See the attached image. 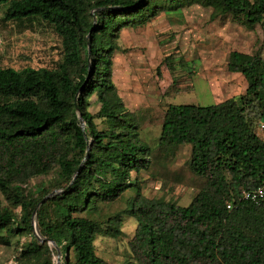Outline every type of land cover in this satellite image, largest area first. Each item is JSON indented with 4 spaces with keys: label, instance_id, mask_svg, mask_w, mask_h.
<instances>
[{
    "label": "trees",
    "instance_id": "16d2710c",
    "mask_svg": "<svg viewBox=\"0 0 264 264\" xmlns=\"http://www.w3.org/2000/svg\"><path fill=\"white\" fill-rule=\"evenodd\" d=\"M192 5L247 28L264 23V0H0L5 22L39 18L63 48L54 69H0V194L6 202L0 201V245L9 246L11 236L31 237L15 264H55L56 249L39 243L31 225L38 202L55 190L65 191L39 206L36 223L41 238L60 250V264H108L96 255L95 241L117 238L125 216L137 223L128 244L132 264H264V204L226 209L242 190L264 181V141L254 132L264 125L259 54H229L227 71L244 78V95L207 107L167 105L158 145H190V171L203 181L188 206L143 198L131 177L149 168L150 150L140 141L136 115L115 97L119 33ZM93 97L96 115L89 112ZM49 174L47 185L27 188ZM122 200L123 210L108 211Z\"/></svg>",
    "mask_w": 264,
    "mask_h": 264
},
{
    "label": "rangeland",
    "instance_id": "374dc122",
    "mask_svg": "<svg viewBox=\"0 0 264 264\" xmlns=\"http://www.w3.org/2000/svg\"><path fill=\"white\" fill-rule=\"evenodd\" d=\"M4 12L1 6L0 69L56 68L63 48L53 27L39 18L5 22ZM117 44L122 51L113 55L115 97L136 115L140 141L150 150L149 168L131 177L137 180L143 198L186 207L203 181L190 171V145L173 149L158 145L164 112L167 105L207 107L244 95L247 84L240 74L227 71L228 57L236 51L264 59V23L247 28L231 16L213 17L212 9L192 5L162 12L143 28L122 30ZM98 109L96 98H91L89 112L96 115ZM254 132L264 141V131L255 127ZM52 175L32 179L27 188L47 185ZM0 201L6 205L1 194ZM124 208L122 200L108 211ZM136 224L125 216L117 238L98 236L96 255L108 264H132L128 244ZM30 240L27 233L11 236L9 246L0 245V264H15L21 246Z\"/></svg>",
    "mask_w": 264,
    "mask_h": 264
},
{
    "label": "built area",
    "instance_id": "2783aa9c",
    "mask_svg": "<svg viewBox=\"0 0 264 264\" xmlns=\"http://www.w3.org/2000/svg\"><path fill=\"white\" fill-rule=\"evenodd\" d=\"M1 44V38H0ZM259 131H264V125L259 126ZM264 204V181L251 190H242L238 197L237 204L232 202L226 203V209L228 211L237 210L240 207H248V206H255L259 207Z\"/></svg>",
    "mask_w": 264,
    "mask_h": 264
},
{
    "label": "water",
    "instance_id": "95a60500",
    "mask_svg": "<svg viewBox=\"0 0 264 264\" xmlns=\"http://www.w3.org/2000/svg\"><path fill=\"white\" fill-rule=\"evenodd\" d=\"M92 14H93V13H92ZM89 53H90V52H89ZM88 78H89V75H88L87 79L85 80L84 84L86 83V81L88 80ZM82 87H83V86H82ZM82 87H81V88H82ZM75 110H76V113H77V115H78V120H79L80 128L82 129V131H84V122H83V120H82L81 113H80L78 107H75ZM86 148H87V153H88V151H89V145H87ZM86 157H87V154H86L85 158H86ZM84 160H85V159H84ZM84 160H83V162H84ZM77 173H78V170L75 172V175H74V177L72 178V181L70 182V184L68 185V187L73 183V181H74V179H75ZM64 191H65V190H55L54 192H52V193L48 194L47 196H45L44 198H42V199L40 200V202H38V204L36 205V207H35V209H34V211H33V213H32V217H31V218H32L31 225H32V227H33V235H34V237L36 238V240H37L39 243L48 242V244H50L51 246H53V247L56 249L57 255H56V262H55V264H60L61 252H60V250L57 248V246L55 245V243H54L53 241H50V240H46V239L41 238V236H40V234H39V232H38V228H37V223H36V213H37V210H38L39 206H40L42 203H44V202L47 201L48 199L54 198V197H56V196L62 194Z\"/></svg>",
    "mask_w": 264,
    "mask_h": 264
}]
</instances>
